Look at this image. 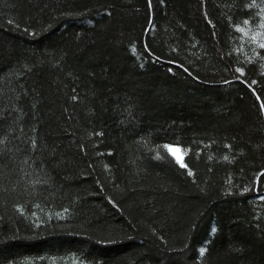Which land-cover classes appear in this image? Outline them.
Returning a JSON list of instances; mask_svg holds the SVG:
<instances>
[{
    "label": "trees",
    "instance_id": "trees-1",
    "mask_svg": "<svg viewBox=\"0 0 264 264\" xmlns=\"http://www.w3.org/2000/svg\"><path fill=\"white\" fill-rule=\"evenodd\" d=\"M262 43L264 0H0V264H264Z\"/></svg>",
    "mask_w": 264,
    "mask_h": 264
},
{
    "label": "snow or ice",
    "instance_id": "snow-or-ice-1",
    "mask_svg": "<svg viewBox=\"0 0 264 264\" xmlns=\"http://www.w3.org/2000/svg\"><path fill=\"white\" fill-rule=\"evenodd\" d=\"M247 23V22H245ZM240 30V29H238ZM259 47L264 48V43L260 44ZM171 71V69H169ZM238 72L241 73V75H243V70L242 69H237ZM243 82V81H242ZM252 83H255V81H253ZM250 87V85H249ZM257 99H259V97H257ZM261 108H264V104H261ZM165 148H167L169 150V153L173 155V158L175 159V162L179 165L180 168H187V165L184 163L182 157L180 156H175L173 148L169 145H164ZM159 155V154H158ZM188 175H192V172L189 170L188 171ZM264 175V174H262ZM206 249H201L200 250V255L203 256L205 254Z\"/></svg>",
    "mask_w": 264,
    "mask_h": 264
},
{
    "label": "rangeland",
    "instance_id": "rangeland-1",
    "mask_svg": "<svg viewBox=\"0 0 264 264\" xmlns=\"http://www.w3.org/2000/svg\"><path fill=\"white\" fill-rule=\"evenodd\" d=\"M173 151H174V154H176V155L178 154V153H177V150H173Z\"/></svg>",
    "mask_w": 264,
    "mask_h": 264
}]
</instances>
